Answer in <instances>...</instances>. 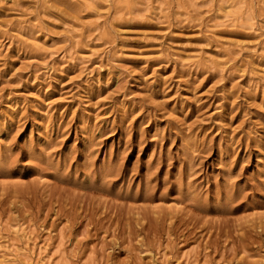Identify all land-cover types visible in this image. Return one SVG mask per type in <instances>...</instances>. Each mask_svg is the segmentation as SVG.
I'll list each match as a JSON object with an SVG mask.
<instances>
[{"label": "rangeland", "instance_id": "rangeland-1", "mask_svg": "<svg viewBox=\"0 0 264 264\" xmlns=\"http://www.w3.org/2000/svg\"><path fill=\"white\" fill-rule=\"evenodd\" d=\"M39 259L264 264V0H0V264Z\"/></svg>", "mask_w": 264, "mask_h": 264}, {"label": "bare ground", "instance_id": "bare-ground-1", "mask_svg": "<svg viewBox=\"0 0 264 264\" xmlns=\"http://www.w3.org/2000/svg\"><path fill=\"white\" fill-rule=\"evenodd\" d=\"M33 253V252H32ZM40 260V259H39ZM29 261V260H28ZM27 263H29V262H27ZM40 264H46V263H44V261L41 259L40 260Z\"/></svg>", "mask_w": 264, "mask_h": 264}]
</instances>
